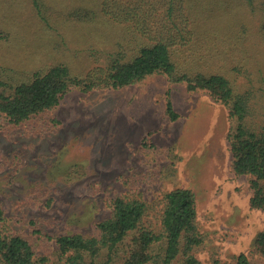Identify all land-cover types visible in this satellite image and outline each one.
I'll return each mask as SVG.
<instances>
[{
	"label": "rangeland",
	"instance_id": "374dc122",
	"mask_svg": "<svg viewBox=\"0 0 264 264\" xmlns=\"http://www.w3.org/2000/svg\"><path fill=\"white\" fill-rule=\"evenodd\" d=\"M83 8L96 19L69 16ZM146 19L151 30L186 21L192 35L176 59L249 94L246 124L264 131V0H0V82L11 90L58 64L85 77L113 54L129 60L150 42L136 28ZM168 94L177 121L167 116ZM233 125L226 105L162 75L118 90H72L22 125L0 116V202L9 227L49 264H65L56 238L97 237L116 198L149 202L156 224L164 196L186 188L205 236L196 250L202 264H231L242 254L264 264L256 246L264 210L252 206L251 177L233 171ZM125 257V248L112 257L105 249L86 260L124 264Z\"/></svg>",
	"mask_w": 264,
	"mask_h": 264
},
{
	"label": "trees",
	"instance_id": "16d2710c",
	"mask_svg": "<svg viewBox=\"0 0 264 264\" xmlns=\"http://www.w3.org/2000/svg\"><path fill=\"white\" fill-rule=\"evenodd\" d=\"M103 10L108 13L106 7ZM94 14L97 15L83 8L69 16L77 20H94ZM171 15L170 21L173 20ZM185 22L173 21L174 29L162 26L158 30H151L147 19L136 23L137 30L143 36L148 35L150 42L142 45L129 60L124 54H113L107 63L96 66L85 77L75 76L67 65L58 64L35 73L31 82L11 90L0 82V116L9 124L22 125L55 109L72 90L85 93L118 90L151 76H165L170 83H184L189 91L206 92L229 108L234 120L229 133L233 171L238 176L251 177L252 206L264 210V131L256 132L246 124L251 109L250 95L236 93L231 81L222 74L191 72L183 68L176 59V48L187 44L186 33L192 35ZM166 113L171 121L179 118L169 94ZM149 212L150 204L143 199L116 198L111 216L97 225V237L70 234L56 238L65 264H87V255L94 259L105 249L112 257L122 248L126 254L124 264H175L176 261L202 264L196 250L205 241V236L200 230L197 199L192 190L179 188L167 193L158 223L149 221ZM8 223L6 210L0 202V264H49L48 259L37 255L32 242L14 234ZM256 246L264 256V231L259 234ZM231 264L253 263L242 254Z\"/></svg>",
	"mask_w": 264,
	"mask_h": 264
}]
</instances>
